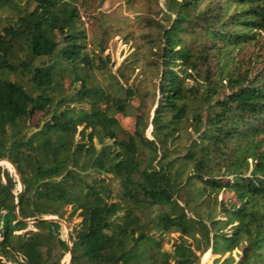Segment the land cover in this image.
Listing matches in <instances>:
<instances>
[{"label": "trees", "instance_id": "16d2710c", "mask_svg": "<svg viewBox=\"0 0 264 264\" xmlns=\"http://www.w3.org/2000/svg\"><path fill=\"white\" fill-rule=\"evenodd\" d=\"M163 2L154 90L118 96L140 60L112 74L77 0H0V22L26 5L0 33V162L23 187L0 166V264H264V66L227 70L264 34V0Z\"/></svg>", "mask_w": 264, "mask_h": 264}, {"label": "rangeland", "instance_id": "374dc122", "mask_svg": "<svg viewBox=\"0 0 264 264\" xmlns=\"http://www.w3.org/2000/svg\"><path fill=\"white\" fill-rule=\"evenodd\" d=\"M77 2L81 21L87 35L88 49L92 47V44H94L93 47L96 49L106 48L103 57L109 59L108 64L112 74L118 76L120 70L127 66L131 60H136V58L140 60L135 72L130 71V69L124 70L126 76L129 78L127 81H121L124 89L120 86H115L112 88V93L124 96L125 88H135L137 86L141 88L145 86L152 92L154 90V81L156 80L152 81V75L157 74L156 62L158 57L153 54V52H157V48L152 47V44L149 42L150 37L148 35L155 33V31L149 29V21L156 20L167 25L162 20L161 10L165 9L163 0L158 2L155 0H77ZM25 8L26 5L20 3L18 7L4 9L3 19L0 22V33L13 20L20 16ZM31 9L32 7H30ZM231 57L232 61L229 63L227 69L230 73L236 75L250 71L251 76H254L264 66V34H261L256 43L235 49ZM211 70L219 72L215 61L211 64ZM101 80L106 83L110 81L107 76L101 77ZM139 100L140 98L137 97L132 101L134 107H139ZM42 116V112H37L32 118V122L38 124ZM135 116L136 111L130 109L128 115L123 118V127L129 132L134 130ZM146 135L152 138L151 127L147 130ZM3 162L5 161L0 162V166L4 169L7 168L10 176L16 182L15 193L17 194L23 188L20 176L14 167H7ZM219 200L237 203L235 196L228 192L221 193ZM68 211L70 212L69 209ZM46 219L58 220L56 217H46ZM80 221V219H77L74 223ZM61 224L63 226L62 236L68 239L70 227L65 222H61ZM166 249L171 250V243L166 245ZM210 252L202 256L201 264H219L217 261L219 256H211ZM229 255V253L226 254L222 260L229 257ZM233 256L236 262H238L241 258V251L235 250ZM69 263L70 255L68 254L62 264Z\"/></svg>", "mask_w": 264, "mask_h": 264}, {"label": "water", "instance_id": "95a60500", "mask_svg": "<svg viewBox=\"0 0 264 264\" xmlns=\"http://www.w3.org/2000/svg\"><path fill=\"white\" fill-rule=\"evenodd\" d=\"M12 165V164H11ZM13 166V165H12ZM70 255V259H71V254H69Z\"/></svg>", "mask_w": 264, "mask_h": 264}]
</instances>
